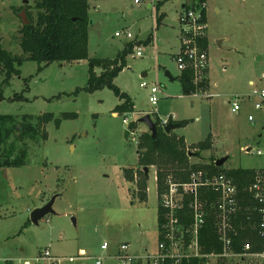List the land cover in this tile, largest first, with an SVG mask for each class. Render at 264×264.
Listing matches in <instances>:
<instances>
[{
    "label": "rangeland",
    "instance_id": "obj_1",
    "mask_svg": "<svg viewBox=\"0 0 264 264\" xmlns=\"http://www.w3.org/2000/svg\"><path fill=\"white\" fill-rule=\"evenodd\" d=\"M28 1L34 8L33 0ZM206 1L209 65L197 87L202 89L205 82L209 97L184 95L178 80L182 73L173 58L181 45L178 17L183 3L191 6V0L90 2L89 58L114 60L128 45L133 48L115 85L132 99L134 113H119L116 108L124 101L108 88L84 91L89 60L48 67L26 61L7 86H1L0 73V114L19 121L25 115H53L43 128L46 140H27L25 165L0 171V264H23L44 251L70 258L82 248L90 258H103V264H121L118 250L127 244L128 253L142 264L160 253L158 169L149 168L145 180V167L139 163V140L151 133L139 123L145 115L155 124L170 117L186 122L174 133L184 137L193 153L197 144L211 138L212 148L190 157L191 165L211 166L213 158L229 157L224 170L264 169V156L257 155L258 150L264 153V109L256 110L257 100L249 97L264 89V0ZM23 2L0 0V41L19 57L23 51L16 38L28 21L26 11L17 10L25 7ZM159 2L164 3L158 7ZM126 30L133 40L115 36ZM139 47L142 57H136ZM142 82L148 86L141 87ZM153 86L161 90L157 106L150 103ZM17 94L25 100L12 101ZM236 96L241 98L238 113L230 104ZM140 193L146 201L138 199ZM54 196V215L35 226L31 213ZM105 243L109 248L103 252Z\"/></svg>",
    "mask_w": 264,
    "mask_h": 264
},
{
    "label": "trees",
    "instance_id": "obj_2",
    "mask_svg": "<svg viewBox=\"0 0 264 264\" xmlns=\"http://www.w3.org/2000/svg\"><path fill=\"white\" fill-rule=\"evenodd\" d=\"M91 1L102 2L104 0H33L32 6L22 7L17 10H24L28 17V25L23 24L20 31V37L16 38L19 46L23 51V57L12 55L4 49L0 41V73L4 77L1 86L10 84L12 77L20 75V69L26 61H35L44 64L46 67L53 62H63L66 64L89 60V81L84 89L87 93H94L104 88L113 91L120 101H124L116 109L119 113H134V103L127 93L121 92L115 85L118 74L125 67V56L132 51L131 45L122 52L118 59H90L89 58V40L88 29L90 25L89 10ZM193 4H186L185 10L201 8V4H206V0H192ZM36 10V15L33 11ZM203 19L208 22L207 8L202 12ZM200 48L208 52V38L199 39ZM102 68L100 74L95 70ZM42 67L39 68L41 70ZM178 77L182 91L185 96H192L198 89L194 83V73L190 71L181 72ZM202 89L208 88L204 82L201 84ZM80 90L78 89L76 93ZM4 97L0 96V101ZM24 101V95L17 94L12 101ZM53 115L35 117L31 115L23 116L19 119L11 115L0 114V171L5 168H17L25 165L27 158V140L39 139L46 140L47 135L43 134L45 124L51 122ZM127 119V117H125ZM179 127L187 125L184 121H176ZM158 132L155 137L151 133L141 136L139 146L141 148L140 165L145 168L156 167V181L158 193H162L167 188L168 180L188 181L190 173L196 169L210 170L211 173H226L233 178L239 189V201L241 211L234 219V227L237 234L234 236L233 249L240 252L244 244L252 243L254 249L261 248V242L256 231V225L260 221V215L254 210L255 201L249 196L246 189L255 180L256 172L254 169H234L231 171L224 170L223 167L217 166V158H213L211 166L191 165L190 154L200 155V149H211V138L207 142L196 145L195 153L189 149L183 136L176 135L173 132L167 134L165 130L156 122ZM39 137V138H38ZM13 139L11 142L10 139ZM145 168L142 171L144 179L147 180ZM146 190V188L144 189ZM141 202L147 200L145 193L139 195ZM163 210L158 208L159 232L161 230L164 217L161 215ZM190 221V220H187ZM200 245L205 254H211L222 251V243L219 240L216 220L209 218L205 226L200 230ZM4 264H13L12 261L6 260ZM134 264H142L137 261ZM160 264H174L171 259H165ZM181 264H203L201 259H184Z\"/></svg>",
    "mask_w": 264,
    "mask_h": 264
},
{
    "label": "built area",
    "instance_id": "obj_3",
    "mask_svg": "<svg viewBox=\"0 0 264 264\" xmlns=\"http://www.w3.org/2000/svg\"><path fill=\"white\" fill-rule=\"evenodd\" d=\"M139 2L136 0L135 3ZM206 4H201V8L184 10L180 15V38L181 50L174 57L178 69L181 72L190 71L194 73V83L196 86L202 82L205 70L209 65V55L207 51L200 48L199 39L205 37L207 22L203 19V10ZM126 36L133 40L129 30L120 31L115 34L117 38ZM143 53L139 47L136 57H142ZM254 86V83L251 82ZM147 87L146 82L140 84ZM160 88L153 86L150 89V103L157 106L160 100ZM199 93H204L208 97L210 94L198 88L191 97H198ZM249 97L256 99L254 107L256 110L264 109V89L254 90ZM241 98L236 96L230 101L236 113L242 110L240 106ZM174 118L160 119L159 126L172 123ZM254 116L249 115L248 120L254 121ZM127 121V119H125ZM251 148L244 149L246 154L251 153ZM258 156H264L260 150ZM255 180L246 189L249 196L255 201L254 210L260 215V221L256 225V231L261 242V248L256 250L254 245L246 243L242 246V251L233 249L234 236L237 234L234 227V219L241 211L239 189L235 180L226 173H211L210 170L196 169L188 177V181L168 180L167 188L161 194L157 193L160 210H163L162 223L159 232V254L149 256L150 264H160L165 259H171L174 264H181L184 259H201L203 264H264V169H254ZM216 220V228L222 251L205 254L200 245V230L205 226L209 218ZM190 220V221H187ZM108 244L101 246V251L108 250ZM129 245H122L118 250L117 258L121 264H134L137 258L128 253ZM94 260V264H103V258H90L86 252H78V256L70 258L54 256L50 251H44L33 261L23 264H76L77 261ZM147 262V263H148Z\"/></svg>",
    "mask_w": 264,
    "mask_h": 264
},
{
    "label": "water",
    "instance_id": "obj_4",
    "mask_svg": "<svg viewBox=\"0 0 264 264\" xmlns=\"http://www.w3.org/2000/svg\"><path fill=\"white\" fill-rule=\"evenodd\" d=\"M24 6L27 7L29 5V1L28 0H24L23 2ZM26 11V8H24L23 10V13H25ZM24 18V17H23ZM23 24L25 25H28V21H23ZM167 76L172 79L171 75L167 72L166 73ZM144 77V76H143ZM173 80V79H172ZM139 123H144L147 128H149L151 134L153 135V137H155L157 135V132H158V127H156V124L152 121V118L150 115H145L143 117H141V119L139 120ZM56 126L59 127V120H56ZM177 128H179V124H168L167 126H165V132L167 134L177 130ZM130 136V132L129 131H126V139H128ZM194 155L190 154V157H192ZM229 159V157H223V158H220L217 160V166L218 167H223L225 165L226 162H228L227 160ZM145 173H146V176L148 175L149 173V168H145ZM57 196H54L48 204H46L45 206L43 207H40V208H36V210H34L32 213H31V216H30V220L31 222L37 226L43 218H45L46 216L48 215H54L55 213V210H54V204H55V200H56ZM147 264H150L149 262Z\"/></svg>",
    "mask_w": 264,
    "mask_h": 264
},
{
    "label": "crops",
    "instance_id": "obj_5",
    "mask_svg": "<svg viewBox=\"0 0 264 264\" xmlns=\"http://www.w3.org/2000/svg\"><path fill=\"white\" fill-rule=\"evenodd\" d=\"M136 1V0H135ZM184 1V0H183ZM192 1V0H191ZM164 2H159V4H158V7H159V5H161V4H163ZM185 8H186V4H184L183 3V6H182V11L180 12V15L183 13V11L185 10ZM98 9V8H97ZM208 14V13H207ZM180 15H179V17H180ZM179 17H178V20H179ZM90 18V17H89ZM158 20L160 21V18H158ZM179 22H180V20H179ZM179 38H180V35H179ZM141 43V42H140ZM146 44H149L150 43V39L147 41V42H145ZM181 47H182V45H180V50H181ZM124 51V50H123ZM122 51V52H123ZM180 52V51H179ZM178 52V53H179ZM177 54V53H176ZM175 54V55H176ZM175 55H173V58L175 57ZM98 74V73H97ZM144 76H146V75H144ZM179 80V79H178ZM115 115V114H114ZM214 138V137H213ZM214 140V139H213ZM80 252H85V249H80ZM10 261V260H9ZM29 261V260H28Z\"/></svg>",
    "mask_w": 264,
    "mask_h": 264
}]
</instances>
